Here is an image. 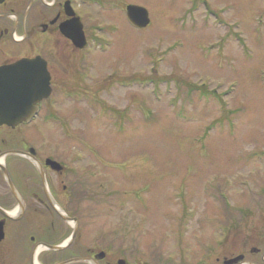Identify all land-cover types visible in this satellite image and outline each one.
<instances>
[{"label": "rangeland", "instance_id": "obj_1", "mask_svg": "<svg viewBox=\"0 0 264 264\" xmlns=\"http://www.w3.org/2000/svg\"><path fill=\"white\" fill-rule=\"evenodd\" d=\"M16 1L23 3L24 8L29 0H12ZM200 2L211 11L206 12L201 6L191 11L199 4L197 0L77 1L82 4L78 9L87 15L90 34L95 24L115 23L119 31L113 35L105 33L112 42L109 52L101 54L104 47H94L88 53L87 64L93 67L82 83L84 63L79 52L70 53L64 43H58L59 50L51 58L54 85L57 91L90 93L100 109L109 110L106 127L100 124L98 113H90L80 105L87 103L74 100L60 103L55 111L62 117L58 124L65 130L44 124L43 112L41 121L33 127L23 125L20 132H13L16 134H0L5 141L0 148H34L43 158L53 155L66 165L78 167L75 177H81V183L88 185L93 192L88 195H97L100 200V205L89 204L93 210V217L87 222L89 230L105 231L106 237L114 228H121L117 239L130 234L133 240L152 242L151 250L160 248L172 239L166 230L179 223L181 199L190 193H196L197 210L207 212L211 208L209 213L218 223L237 226L241 224L239 218L264 226V207L259 208L264 205V0ZM86 3L92 4L86 8ZM130 4L147 10L151 18L147 29L125 23L123 13ZM99 5L106 7L95 8ZM51 7L43 1L39 4L46 22L57 11ZM13 46L18 49L16 44ZM152 75L150 80L156 85H160V77L166 78L168 84L157 89L160 94L138 85L117 86L111 90L114 95L106 94L119 78L143 81ZM174 77L183 80L176 82L181 88L179 95L176 84L170 82ZM194 82L200 88V100L194 93L193 105L190 101L183 104L181 98H186ZM208 91L213 92L214 98L202 100ZM53 97L46 102L45 110L54 106ZM171 102L175 103L170 105ZM111 110L119 113L117 119ZM120 115H124L126 127L118 133L114 125L118 123L121 129ZM75 152L83 154L79 164L73 163ZM14 159L9 158V164ZM23 161L22 176L30 179L25 181V187L33 189L39 186V173L27 159ZM55 176L46 173L48 179ZM102 183L108 192H136L145 185L146 190L141 192H148L153 205L148 227L141 228L147 229L142 238L138 237L134 220L132 225H120V220L131 218L128 211L106 207L109 194L101 188ZM212 196L218 200L209 198ZM240 205L249 210L245 218L236 215V206ZM140 217L138 214L135 219ZM197 222L203 227L201 220ZM192 232H197V226H193L188 241L205 240L203 234Z\"/></svg>", "mask_w": 264, "mask_h": 264}, {"label": "flooded vegetation", "instance_id": "obj_2", "mask_svg": "<svg viewBox=\"0 0 264 264\" xmlns=\"http://www.w3.org/2000/svg\"><path fill=\"white\" fill-rule=\"evenodd\" d=\"M42 1L44 5L52 6V10L57 8L53 19L48 18L47 22L39 8ZM69 1L29 0L24 8L23 3L12 0L0 4V67L24 58L41 57L47 63L55 90L51 58L59 50L56 49L58 43H64L70 53L79 52V59L84 63L82 50L74 49L72 42L60 33L69 20L66 11ZM72 7L75 9L74 4ZM40 36L45 39L41 40ZM49 52L52 53L48 55ZM20 128L21 125L15 128L2 126L0 134L17 133ZM4 142L1 138L0 147ZM32 149L0 148V161L3 159L8 173V177L5 176L0 167V264H11L12 261L17 264H264V226L249 224L248 219H243L237 226L227 225L228 240L218 242L219 246L215 242L216 233L207 224L203 225V241L186 242L180 237V240L165 241L162 247L154 250L145 241L139 242L129 236L121 240L112 234L96 236L86 222L89 212L93 211L89 204L94 207L97 195H88L93 192L87 184L81 183V177H74L77 174L69 176L72 173L70 165L61 161L65 167L58 172L46 168V173L56 175L46 179L49 194L44 190L41 177L39 186L35 185L33 189L25 187V181L30 179L22 176L23 159L32 163L39 172L37 163L45 166L46 160L53 156L43 158L37 149L33 152ZM19 152L31 154L34 160L17 154ZM9 158L15 159L9 164ZM63 176H69L67 184L62 181ZM108 200L111 201L109 208H118L121 204L117 193L109 194ZM13 212L21 214V217H9ZM69 220H74L75 225ZM140 244H143L142 248ZM41 245L57 250L39 251Z\"/></svg>", "mask_w": 264, "mask_h": 264}, {"label": "water", "instance_id": "obj_3", "mask_svg": "<svg viewBox=\"0 0 264 264\" xmlns=\"http://www.w3.org/2000/svg\"><path fill=\"white\" fill-rule=\"evenodd\" d=\"M129 16L131 18V21L134 25L138 27H144L149 23L147 12L144 9L141 8H135L130 7L129 8ZM26 65H28L27 62L25 64H17L11 67L6 68L8 70V73H21L23 70L26 69ZM42 91H45L44 88H42ZM43 95V94H42ZM9 107L11 108L9 110V113L12 114L6 120L0 121V123H8V124H14L12 120L19 121L21 118L27 115V111L24 109V105L21 102L19 98H16L14 101L11 100H4ZM18 122H16L14 125H16Z\"/></svg>", "mask_w": 264, "mask_h": 264}, {"label": "bare ground", "instance_id": "obj_4", "mask_svg": "<svg viewBox=\"0 0 264 264\" xmlns=\"http://www.w3.org/2000/svg\"><path fill=\"white\" fill-rule=\"evenodd\" d=\"M108 52H109V50H108ZM108 52H107V53H108ZM2 164H3V161H2ZM13 214H14V212H13Z\"/></svg>", "mask_w": 264, "mask_h": 264}]
</instances>
